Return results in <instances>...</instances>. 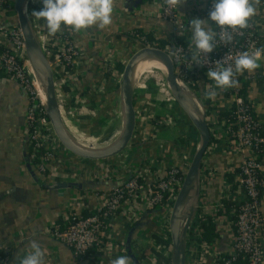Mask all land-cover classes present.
Masks as SVG:
<instances>
[{
  "label": "built area",
  "instance_id": "2783aa9c",
  "mask_svg": "<svg viewBox=\"0 0 264 264\" xmlns=\"http://www.w3.org/2000/svg\"><path fill=\"white\" fill-rule=\"evenodd\" d=\"M41 3L42 0H35L34 6ZM149 5L155 9L150 17L168 23L170 29L164 31L153 27L142 32L141 35L131 31L127 36L131 44L130 52L134 54L141 48H151L160 50L168 56L171 49L176 50V55L169 59L174 68L177 84L195 97L202 116L209 125L211 135L215 134L218 137L223 135L228 149L244 154L236 173L237 193H231V184L228 183L226 187L229 193L227 192L220 200L221 203L215 206L216 218L224 219L226 216L229 219V252L226 255L218 254L215 252L213 241L204 239L200 223L205 222L210 215L202 214L198 204H195L186 228L184 264H236L239 259L244 261V264H263L264 229L260 214V199L264 190V175L261 170L264 134L262 123L254 114L246 87V83L251 81L253 76L245 71L236 77L239 81L238 87L221 90L215 88L214 82L208 79L207 71L209 68H215L216 61H223L228 55L235 57L238 52L261 47L264 34L259 32L255 21L251 19L248 29L239 34H233L234 40L231 44H221L217 37V47L212 53L201 57L204 63L202 65L192 63V67L189 68L188 63H191L189 21L193 18L201 19L202 16L208 20L213 0L200 5V9L198 5H195L198 9H193V12L185 17L180 16L177 9L166 8L163 0H150ZM30 11L32 13L34 10ZM11 13H15L13 1L0 0V16L7 14L9 16ZM36 24L42 38L41 49L53 72L60 112L64 109H61L62 105L67 106V102H70L72 98L76 104H82L84 96L75 90L74 85L81 75L85 52L75 39L76 32L62 25L55 36H50L41 20ZM209 24H212L210 20ZM212 26L215 28L214 25ZM147 33L152 37L150 41L146 39ZM25 60V46L18 24L10 26L0 21V73L18 81L29 92V105L24 124L29 162L41 174L54 175L58 178L70 177L73 174L59 170V164H61L59 156L65 150L53 133L45 107L40 105L34 97L35 93L31 90L32 84L24 71ZM117 61L115 58L101 64L97 75L101 76L103 81H106V73L121 76L114 69ZM210 87L215 88L217 92L215 100L204 98L205 91ZM225 102H227L226 106L222 105ZM225 113L228 115L227 118L223 117ZM140 124L136 116L137 132L140 130ZM143 133L145 132L141 134ZM176 148L180 154V164L151 159L147 165L138 163L135 166L126 167L121 173L114 167L105 170L91 167L88 173L85 171L77 174L80 179L89 177L94 181L110 180L115 184L108 190L86 192L78 199H73L67 213L61 219L62 227L53 225L46 234L63 244L76 261L88 258L93 251L96 257L108 258L123 252L120 248L119 235L115 236L114 233V226L118 221L132 224L146 218L151 223L148 233L151 242L155 244L153 235L166 239L171 210L191 162L184 153L183 147ZM77 175L74 174L75 177ZM209 175L211 173L207 170L200 169L198 193L209 184L211 177ZM224 199L232 205V209L227 214L222 204ZM87 202L94 203L92 209L85 204ZM84 212L88 214L83 215ZM136 258L137 264H155L156 262L155 257H150L149 260ZM7 261L8 254L0 246V264H7Z\"/></svg>",
  "mask_w": 264,
  "mask_h": 264
},
{
  "label": "crops",
  "instance_id": "0c3cea01",
  "mask_svg": "<svg viewBox=\"0 0 264 264\" xmlns=\"http://www.w3.org/2000/svg\"><path fill=\"white\" fill-rule=\"evenodd\" d=\"M207 1L186 0L177 8L178 14L185 17L191 14L193 9H198ZM32 2L31 8L36 11L42 9V3L34 6L35 0ZM149 4L150 0H114L112 23L109 26L104 29L93 26L76 32L75 39L85 52L81 75L74 85L77 92L83 94L84 85L98 74V68L101 64L107 60H115L117 55L118 60L119 53H122L123 50H129L131 44H129L127 36L131 31L146 32L153 27L164 31L170 29L168 23L150 17L155 9ZM195 5H198V8ZM14 19L13 13L9 16L8 14L0 16V21L5 25H14ZM201 19L206 20L203 16ZM252 20L255 21L259 32L264 34V2L258 7ZM41 23L44 27L46 26L43 19H41ZM262 46H264V39ZM117 62L120 63L119 60ZM95 69H97L96 72ZM92 73L96 75L91 76ZM247 73L253 76V79L246 83L247 92L253 105L254 114L262 123L264 134V61L261 62L260 68ZM97 76L98 79H101V76ZM226 104L227 102L222 105L226 106ZM28 105L29 92L27 89L18 81L0 73V246L8 254L7 264H16V257H22L30 250L28 242L32 239L37 240L45 252L44 264H110L112 259L122 255H127L131 264H137L136 257H140L138 246H144L145 244H141L144 241L148 244L147 248L146 246L143 248V251H146L150 249L152 243L150 234H148L151 223L146 218L132 224H124L120 221L115 223L114 233L115 236L119 235L120 248L123 252L109 258L90 255L88 258L76 261L63 244L46 234L51 226L58 225L57 222L67 213L73 199H78L80 195L86 192L108 190L114 186L115 182L110 180L94 181L89 177L78 178L77 174L85 171L88 173L87 171L92 166L81 164V161L76 160L75 156L66 151L59 156L61 163L59 170L73 174L72 176L58 178L54 175L39 173L29 162V152L26 147L24 124ZM150 129L149 133H151L152 138L156 136L157 138L154 139H167H164L162 132L154 136V128L150 127ZM213 138L214 141L209 144L201 167L211 173L209 175L211 176L210 182L195 196L200 212L204 215H210L214 219L216 226V238L213 240L215 252L226 255L229 252V219L226 216L224 219L216 218L215 206L221 203L220 200L229 191L226 187L228 183L231 184L230 190L232 192H230L237 193L236 173L244 154L228 149L223 140V135L218 137L214 134ZM168 147L175 146L170 145ZM171 149L169 148L165 152ZM168 154L170 153L167 152ZM178 161L176 162L178 163ZM261 170L264 175V156L261 160ZM227 175L231 178L230 181L226 178ZM85 204L88 205L89 209L94 206V203L91 204V202ZM260 214L264 229V190L260 199ZM62 225L61 220L59 227ZM113 247L111 243V248ZM262 248L264 251V235Z\"/></svg>",
  "mask_w": 264,
  "mask_h": 264
},
{
  "label": "rangeland",
  "instance_id": "374dc122",
  "mask_svg": "<svg viewBox=\"0 0 264 264\" xmlns=\"http://www.w3.org/2000/svg\"><path fill=\"white\" fill-rule=\"evenodd\" d=\"M31 4H33L32 0H27V12H25V14L33 33L38 37L39 28L35 26V22L40 20L31 16L30 10H35L31 8ZM132 55L133 53L130 52V50H123L122 53H119L118 60L123 68ZM114 64L112 65L114 66ZM96 71L97 69H95V72ZM94 74L95 73H92L91 76ZM120 74L121 76L118 74L117 76L109 75V82L103 81V78L98 79V76L95 74L96 76H93V78L84 85L83 94H81V96H84V102L82 104H76L72 98L70 102H67V106L62 105L61 109H64L62 110L63 112L60 113L61 120L66 133H68L73 140H80L88 137L95 143L94 145L101 148L109 144L112 145L121 136L123 130L121 128L122 98L120 93L122 73ZM166 76L165 69L163 70L160 68H150L135 76L132 96L137 120L139 124L141 123L139 126L140 130H138V132L135 131L131 143L117 157L105 161H88L86 164H90L93 168L102 170L114 167L117 169L116 171L120 173L125 170L126 167L135 166L138 163L141 165L146 163L147 165L151 162V159H159L160 161L172 164L177 163L176 161L179 160L178 164H180V154L176 148L179 146L185 147L184 153L192 160L194 153L200 145V138L186 115L174 101L166 83ZM41 89L42 91L37 95L44 104L43 88L41 87ZM101 90H104L105 93H101ZM113 95H115L114 100L112 99ZM150 127L155 130L153 132L154 136L162 132L165 137L164 139H167H154L156 136L152 138L151 133H149L151 130ZM142 132L145 133L141 134ZM115 135L117 139L114 137ZM170 145L175 147H168ZM169 148L172 149L167 151L170 153L167 155L165 151ZM163 154H165L166 159ZM75 158L79 161L82 160L77 157ZM81 164L85 163L81 161ZM195 204L197 205L196 199ZM187 217L182 220V225L186 223ZM166 230V239L162 240L165 243L169 242L170 245H157L156 243H152L150 249L161 252L165 258H170L169 264H171V239L169 228ZM141 244L145 245L138 246L140 253L144 252L143 248L145 246L146 248L148 246L144 241H142ZM155 264H159V261L156 260Z\"/></svg>",
  "mask_w": 264,
  "mask_h": 264
},
{
  "label": "clouds",
  "instance_id": "9594fccd",
  "mask_svg": "<svg viewBox=\"0 0 264 264\" xmlns=\"http://www.w3.org/2000/svg\"><path fill=\"white\" fill-rule=\"evenodd\" d=\"M186 0H163L166 8L177 9ZM264 0H213V7L208 20L193 18L189 21L191 44L189 52L192 63L203 64L201 57L212 53L217 47V37L221 44H231L234 33H241L250 27V20L256 15ZM114 0H42L43 7L32 11L31 16L46 22L47 32L55 36L64 27L80 32L96 26L104 29L112 23ZM27 12V8H25ZM209 20L212 24H209ZM214 25L215 28L212 26ZM218 29V31L216 30ZM176 55V50L168 53L169 58ZM231 61V62H229ZM264 61V46L251 51L238 52L235 57L228 55L223 61H216L215 68H209L207 77L214 82L215 88L227 90L239 86L236 78L245 71L253 72ZM215 88H208L204 98L215 100ZM29 251L22 257H16V264H44L45 252L40 243L32 239ZM110 264H131L127 255L112 259Z\"/></svg>",
  "mask_w": 264,
  "mask_h": 264
},
{
  "label": "water",
  "instance_id": "95a60500",
  "mask_svg": "<svg viewBox=\"0 0 264 264\" xmlns=\"http://www.w3.org/2000/svg\"><path fill=\"white\" fill-rule=\"evenodd\" d=\"M27 0H13V9L16 13V21L22 33L25 52L27 58L36 65L43 68V76L37 73L41 82L45 85L47 94V106L45 107L47 117L50 121L54 135L61 146L73 156L85 161H105L116 157L122 153L135 133L136 112L133 106L132 88L130 84V74L133 66L143 57L152 56L159 59L166 67V82L170 88L172 97L178 107L186 115L189 122L199 135L200 145L193 155L190 165L185 173L181 187L175 198L170 218H169V234L171 239V264H184L185 260V234L192 212L188 215L186 223L180 228L179 218L181 209L193 183H198L199 171L202 167L203 157L211 141V133L209 125L205 122L203 116L198 118L187 104V97L176 82L173 65L169 57L162 51L151 48H141L137 50L128 60L123 68L120 93L122 98V108L124 110V127L121 136L109 147L90 151L81 148L75 144L67 135L60 116L59 105L55 94V85L53 72L50 64L39 46L31 25L24 12L23 6ZM197 192V187H196ZM197 194V193H196Z\"/></svg>",
  "mask_w": 264,
  "mask_h": 264
},
{
  "label": "bare ground",
  "instance_id": "6f19581e",
  "mask_svg": "<svg viewBox=\"0 0 264 264\" xmlns=\"http://www.w3.org/2000/svg\"><path fill=\"white\" fill-rule=\"evenodd\" d=\"M25 8H26V3L23 6L24 12H25ZM40 35L41 34L39 33V36L38 37L35 36V37L37 38L38 43H39V40H40L39 46L41 48L42 38H41ZM150 68H160V69H163V70L165 69V74H167V70H166L165 65L159 59H157L155 57H152V56H145V57L141 58L133 66V68L131 70V74H130V84H131V88L132 89H133V84H134L135 76L138 73L144 72V71H146V70H148ZM24 71L27 74L30 83L32 84V89H33V91L35 93V96H36L38 102L43 107H46L47 106V94H46V91H45V85H44L43 82H41L39 80V78L37 76V73H39V74L41 73V75L43 76V74H44L43 68H41L39 65H36L35 66V64H33L27 58V56H26V60H25V64H24ZM30 76H31V78H30ZM179 86H180L181 90L183 91V93L185 94V96L187 97V104H188V106L191 108V110L193 111V113L198 118H200L202 116V112H201L199 103L197 102V100L195 99V97L188 90H186L181 85H179ZM41 87L43 88L44 104H43L42 100L37 95L38 93H40L42 91ZM60 113H62V112H60ZM121 113H122L121 114L122 115V127L121 128L123 129V127H124V110H123V108L121 109ZM63 127H64V125H63ZM67 135L69 136V138L71 139V141H73L75 144H77L78 146H80L81 148L86 149V150L98 151V150H102V149H105V148H107V147L110 146V144H109V145H107L105 147L98 148L96 145H94L95 143H93V141L90 140L88 137H85V138L80 139V140H73L68 133H67ZM116 135L114 136L115 138L117 137ZM196 187H197V184H196V181H195L193 183L192 187H191L190 192L188 193V195H187V197L185 199V202L183 203V206H182V209H181L180 218H179L180 228H182V226H183L182 225V222H183L182 220L183 219H186V217L193 210V207H194V204H195V199H196V196H195L196 195Z\"/></svg>",
  "mask_w": 264,
  "mask_h": 264
},
{
  "label": "trees",
  "instance_id": "16d2710c",
  "mask_svg": "<svg viewBox=\"0 0 264 264\" xmlns=\"http://www.w3.org/2000/svg\"><path fill=\"white\" fill-rule=\"evenodd\" d=\"M14 14V16L16 17V14L15 13H13ZM14 24H16L17 23V21H16V18L14 19ZM142 32L143 31H141V30H136V33H138L139 35H141L142 34ZM145 36H146V39H147V41H150L151 39H152V37L150 36V34H145ZM114 69L117 71V72H119V73H122L123 72V66L120 64V63H116L115 64V66H114ZM110 74H108V73H106L105 74V76H106V80H107V82H109V79H110V76H109ZM101 92V91H100ZM101 93H105L104 92V90L101 92ZM114 98H115V95H113L112 96V99L114 100ZM111 102H112V100H111ZM227 113H225V114H223V117L225 118H227ZM214 136L213 135H211V141H210V143H212L213 141H214V138H213ZM185 148V147H184ZM67 152V151H66ZM80 161H82V162H84L85 164L86 163H88V161H83V160H80ZM60 168V167H59ZM226 178L230 181L231 180V178H229L228 177V175L226 176ZM222 204H223V206H224V208H225V213L227 214L232 208H231V204H230V202H228L227 200H222ZM88 213H86V212H84L83 213V215H87ZM218 215V214H217ZM57 224L60 226V224H61V220H59L58 222H57ZM200 226H201V228L203 229V237H204V239L206 240V241H213L215 238H216V235H215V222H214V219H212L210 216H208L207 217V219H206V221L205 222H201L200 223ZM152 238L154 239V241H155V243L157 244V245H170V243L169 242H164L162 239H160L158 236H156V235H153L152 236ZM91 255H95V252L93 251L92 253H91ZM140 255V257H141V259H150V257L152 258V257H155L156 258V260H158L159 261V264H169V262H170V258H165V256L161 253V252H158V251H156V250H154V249H150V250H146V251H144V252H142V253H140L139 254ZM236 264H244V261H242L241 259H239L238 261H237V263Z\"/></svg>",
  "mask_w": 264,
  "mask_h": 264
}]
</instances>
